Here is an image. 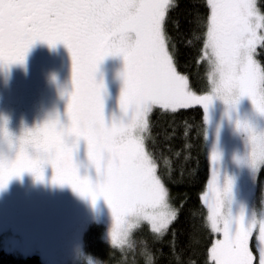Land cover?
Masks as SVG:
<instances>
[{"label": "snow or ice", "instance_id": "obj_1", "mask_svg": "<svg viewBox=\"0 0 264 264\" xmlns=\"http://www.w3.org/2000/svg\"><path fill=\"white\" fill-rule=\"evenodd\" d=\"M197 2L206 12L198 8L189 21L192 27L178 39L182 25L172 13L179 0H0V68L23 64L37 40L50 46L63 42L72 58L66 118L50 115L22 130L17 137L20 148L10 143L7 154L0 149V189L24 172L43 181L45 167L51 166L53 184H68L93 203L98 196L104 198L113 217L114 247L135 251V230L144 223L151 227L153 242L163 240L181 207L172 203L155 152L146 144L151 114L158 109L174 114L195 105L203 106L207 119L214 97L235 109L244 96L264 114V61L258 59V49L264 50V9L259 0ZM181 42L186 47L202 44L197 65L208 69L209 90H195L190 73L180 70ZM109 55L122 56L124 66L119 73L121 115L106 120L104 81L95 73ZM236 127L248 134L251 151L246 162L258 169L264 165V132L247 119H237ZM0 134L11 135L6 121L0 124ZM36 137L44 141L36 146L40 159L23 148ZM81 140L86 162L76 158ZM210 158L218 161L219 153L214 150ZM231 190L232 180L221 187L214 169L201 198L207 207L206 227L221 238L212 241L203 264H264V218L245 223L243 209L233 217L225 210ZM142 245L144 264H154L147 241ZM173 246L170 242V249ZM182 259L175 255V264Z\"/></svg>", "mask_w": 264, "mask_h": 264}, {"label": "rangeland", "instance_id": "obj_2", "mask_svg": "<svg viewBox=\"0 0 264 264\" xmlns=\"http://www.w3.org/2000/svg\"><path fill=\"white\" fill-rule=\"evenodd\" d=\"M32 45L38 46V40ZM54 49L57 54L58 46ZM56 54L53 72H41L40 68L35 71L36 79L34 78L30 86L31 92L27 93L30 94L28 101H24L19 94H8L4 99L0 96V123L6 121L7 128L14 135H20L24 128L35 127L54 113H58L62 119L66 118L62 112L66 65L62 57ZM36 60L41 59L37 56ZM123 66L124 63L115 68L103 91L105 109H113L116 106L115 116L121 115L118 100L123 80L119 73ZM29 72L22 73L10 65L0 68V86L9 87L15 80L29 75ZM36 73L42 74L36 77ZM203 111L205 115L204 108ZM237 119H247L258 132H264V114L256 111L250 98L241 97L235 109H229L222 99L213 98L205 119L210 161L209 180L214 169L218 173V183L221 187L226 179L232 180L231 198L225 202V210L237 217L243 209L247 223L254 217L264 218V180L260 183L258 179L260 167L254 169L246 162L251 145L248 142V134L237 129ZM12 120L15 122L14 126ZM82 145L86 144L80 143L78 149L82 148ZM82 149L84 155H81L84 157L81 160L85 161L86 147ZM214 150L219 153L216 162L210 158ZM51 171L49 166L45 167V178ZM84 171L81 167V174H84ZM89 174L95 179L94 170H90ZM50 184L51 179L38 181L31 173L24 172L19 177H12L7 185L0 189V250L19 257L35 253L41 257L43 264H137V248L135 251L122 252L119 247L111 244L113 217L102 196H98L93 203L90 197L81 195L68 184H63L48 210L36 220V211L43 207L39 200L47 198ZM38 190L41 192L37 195ZM28 207L27 212L31 216H20L22 218L16 224V220H13L15 215L26 211ZM31 219L34 220L33 224L35 223L37 230L34 235L31 234L32 230H23L25 222L32 223ZM144 224L151 229L148 223ZM140 228L141 226L138 229ZM139 233L140 230H135L133 237L137 247ZM215 235L221 238L218 234ZM36 236H39V239L34 242L32 239ZM30 240L32 241L27 242ZM250 243L254 248V237ZM104 245L112 250L105 251Z\"/></svg>", "mask_w": 264, "mask_h": 264}, {"label": "trees", "instance_id": "obj_3", "mask_svg": "<svg viewBox=\"0 0 264 264\" xmlns=\"http://www.w3.org/2000/svg\"><path fill=\"white\" fill-rule=\"evenodd\" d=\"M259 6L264 9V0H259ZM199 8L200 12H206L202 3L197 0H179V6L172 13L178 17L182 25V33L178 36L181 39L192 27L189 21ZM171 30V26H170ZM202 46L197 43L193 47H186L183 42L180 44L178 53L179 68L183 72L190 73L192 87L198 92L209 90L208 69L203 63L197 65L198 49ZM262 54L258 59L264 61V50L258 49ZM151 138L146 141L148 148L155 152L158 171L162 175L170 189L172 203L181 207L177 220L169 228L167 235L159 242H153V233L148 225L143 224L140 233L137 235L139 246L137 247V264H144L141 254L142 242L147 241L153 255L154 264H175L174 256L179 255L183 259L181 264H188L192 258V264H203L206 251L217 236L206 227L207 207L202 200V194L206 191L210 177V161L206 141V122L203 108L201 106H191L177 110L174 114H161V110H156L150 118ZM86 147L85 145H82ZM77 150L76 158L82 161L83 149ZM82 154V155H81ZM86 162V160L84 161ZM52 171L45 180H50ZM259 182L264 180V165L260 166ZM59 184H50L47 198L39 200L43 207L36 211V220L41 218L48 210L50 203L56 198ZM41 192L38 190L37 195ZM28 216H31L27 212ZM23 225V230H32V235L36 233V225ZM19 222L16 221V224ZM174 231V235H173ZM30 234V235H31ZM29 235V236H30ZM31 237V236H30ZM28 237L27 240L30 239ZM39 239L36 236L34 242ZM27 241V242H31ZM170 242L173 247L170 249ZM105 251H111L104 245ZM0 264H43L38 254H31L26 257L15 256L11 253L0 250Z\"/></svg>", "mask_w": 264, "mask_h": 264}, {"label": "flooded vegetation", "instance_id": "obj_4", "mask_svg": "<svg viewBox=\"0 0 264 264\" xmlns=\"http://www.w3.org/2000/svg\"><path fill=\"white\" fill-rule=\"evenodd\" d=\"M56 45L58 46L57 54H56V50L54 49ZM55 54L60 55L62 59L65 61V65H66V72L64 76L65 83L63 90L64 105L62 107V112L65 115V110H66L65 106L67 105V100H68L67 93L72 89V58L67 46L63 42H57L54 46H50L47 42L38 40V46L32 45L26 54L25 61L23 64L13 63L10 65L13 68H17L22 73L28 74V71H30L29 75H26L23 79L15 80V83L9 87L1 85L0 96H2V98L4 99L5 97L8 96V94H16V95L19 94L20 96H22V98H24V101H28L30 98V94L27 93L31 92L30 86L34 81L35 71H38L40 68L39 71L42 70L41 72L51 71V70H52L51 72H53L54 63L56 60L54 56ZM37 56H39V58L41 59L40 61L36 60ZM113 56L114 55L106 56L99 63L97 71L95 73L97 80L103 79L104 86L107 80H109L110 76L114 73L115 68L119 67V65L124 63L122 56L120 55H116L115 57ZM40 74L42 73H36V77ZM109 107L111 108V106ZM114 115H116V106H114L113 109H105L106 120H110ZM2 121L3 119L1 118V122ZM12 123L14 126L15 122H13V120ZM80 143L84 144L85 142L81 140ZM49 168H51V166H49ZM28 210L29 207L26 209V211L16 214L13 220L18 221L22 217L23 218L28 217L27 215Z\"/></svg>", "mask_w": 264, "mask_h": 264}, {"label": "clouds", "instance_id": "obj_5", "mask_svg": "<svg viewBox=\"0 0 264 264\" xmlns=\"http://www.w3.org/2000/svg\"><path fill=\"white\" fill-rule=\"evenodd\" d=\"M51 115L54 116L56 114L54 113ZM9 132L11 133L10 136H4L3 134H0V149H3L4 154H7L8 147H9L10 143L15 144L17 148L21 147V145L17 141V137H19L20 135H18V136L14 135L10 130H9ZM43 143H44V141L40 137H36L34 140L29 141L27 144L23 145V148L25 151H29L30 154L34 158L40 159V158H42V154L36 151V146L38 144H43Z\"/></svg>", "mask_w": 264, "mask_h": 264}]
</instances>
